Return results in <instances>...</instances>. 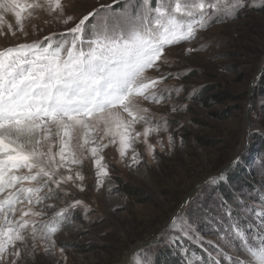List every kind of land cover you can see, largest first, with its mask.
Returning <instances> with one entry per match:
<instances>
[{"label":"snow or ice","instance_id":"6c2138e0","mask_svg":"<svg viewBox=\"0 0 264 264\" xmlns=\"http://www.w3.org/2000/svg\"><path fill=\"white\" fill-rule=\"evenodd\" d=\"M66 7L63 0H0V37L17 32L26 37L25 14L74 22L63 32L0 47V264H20L38 248L45 255L55 252V234L77 208L88 210L82 200L66 199L73 187L84 191L85 160L93 165L99 189L109 176L101 154L109 145L122 160L131 150L134 164L141 162L134 149L139 142L152 159L157 145L161 152L173 149L175 132L169 131L167 115L145 106L167 105L173 115L185 108L179 99L183 85H165L182 76L162 68L171 67L165 50L191 42L218 14L231 16L245 3L113 0L78 20ZM9 13L15 29L12 23L4 26ZM257 132L264 135V129ZM161 133H167V144ZM246 147L242 143L241 150ZM240 159L238 153L232 163L239 166ZM226 179L221 173L219 181ZM62 199L63 206L49 203ZM200 221L209 225L212 238L199 232ZM160 236L173 247L188 241L181 243L182 264H264V189L255 199L243 190L233 189L231 200L217 193L213 206L186 200ZM160 243L157 237L148 247ZM144 264L154 259L149 256Z\"/></svg>","mask_w":264,"mask_h":264},{"label":"rangeland","instance_id":"374dc122","mask_svg":"<svg viewBox=\"0 0 264 264\" xmlns=\"http://www.w3.org/2000/svg\"><path fill=\"white\" fill-rule=\"evenodd\" d=\"M63 3L66 12L78 20L101 5L113 4V0H63ZM244 3L245 7L231 16L218 14L191 42L165 50L171 67L162 65L164 71L182 73L181 78L168 79L165 85H183L179 99L185 108L173 115L167 105L145 102V106H150L158 116L167 115L169 131L175 132L173 149L161 152L157 145L152 159L146 146L139 142L134 149L141 162L134 164L131 150L122 160L116 147L109 145L101 153L109 176L99 189L93 165L85 160L84 191L73 187L66 199L82 200L88 210L77 208L74 218L55 234L54 253L45 255L38 248L34 257H23L20 264H127L135 250L129 264H144L149 256L154 264H182L186 254L180 250L181 243L187 245L188 241H177L174 247L164 245L165 237L160 233L186 198L213 206L217 193L228 200L232 199L233 189L243 190L252 199L261 194L264 135L258 134L257 129H264V0H244ZM122 6L116 4L115 8ZM9 18L5 17V28L12 23L15 29L14 16L9 13ZM73 24L62 25L42 12L32 18L25 14L23 25L27 36L17 32L15 37H0V47L42 39ZM189 48L193 51L187 52ZM149 75L158 73L151 71ZM137 130H141L139 125ZM161 136L167 144V133ZM150 142L155 143L156 137H151ZM244 142L247 147L241 150ZM238 153L241 159L236 166L232 162ZM221 173L227 178L224 182L219 181ZM211 177L214 179L193 191L197 184ZM63 202V199L49 201L57 206H63ZM198 230L212 238L204 221L198 223ZM157 237L161 243L148 247ZM257 244L258 241H253V245ZM192 246L196 247L195 241Z\"/></svg>","mask_w":264,"mask_h":264},{"label":"water","instance_id":"95a60500","mask_svg":"<svg viewBox=\"0 0 264 264\" xmlns=\"http://www.w3.org/2000/svg\"><path fill=\"white\" fill-rule=\"evenodd\" d=\"M251 91H252V90H251ZM251 98H252V92H251V94H250V96H249V102H248V104H247V109H246V121H247V123L249 122L248 116H249V111H250V108H251V107H249V106L251 105ZM210 179H214V177H213V178L211 177V178H209L208 180L206 179V180L202 181L201 183L197 184V185L195 186V188H194L193 191H195V190L199 189L200 187H202V186H203L204 184H206L207 181H209ZM188 198H189V197H188ZM188 198H186L187 201H188ZM186 200H185V201H186ZM185 201H184L182 204H184ZM182 204H181V205H182ZM181 205H180V206H181ZM179 211H180V207H179L177 213H178ZM135 253H136V250L131 254L130 259L132 258V256H133ZM130 259L128 260L127 264H129Z\"/></svg>","mask_w":264,"mask_h":264},{"label":"bare ground","instance_id":"6f19581e","mask_svg":"<svg viewBox=\"0 0 264 264\" xmlns=\"http://www.w3.org/2000/svg\"><path fill=\"white\" fill-rule=\"evenodd\" d=\"M5 17L9 18V14H5ZM9 19H11V18H9Z\"/></svg>","mask_w":264,"mask_h":264}]
</instances>
